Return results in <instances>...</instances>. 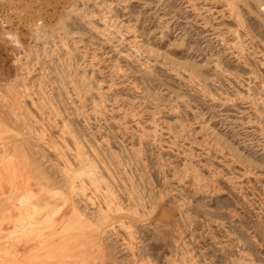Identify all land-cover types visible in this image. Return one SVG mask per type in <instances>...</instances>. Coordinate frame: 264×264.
<instances>
[{
  "label": "rangeland",
  "instance_id": "obj_1",
  "mask_svg": "<svg viewBox=\"0 0 264 264\" xmlns=\"http://www.w3.org/2000/svg\"><path fill=\"white\" fill-rule=\"evenodd\" d=\"M0 155L104 264H264V0H0Z\"/></svg>",
  "mask_w": 264,
  "mask_h": 264
},
{
  "label": "crops",
  "instance_id": "obj_2",
  "mask_svg": "<svg viewBox=\"0 0 264 264\" xmlns=\"http://www.w3.org/2000/svg\"><path fill=\"white\" fill-rule=\"evenodd\" d=\"M41 189L31 166L0 155V264H104L98 252L84 250L78 229L66 231L74 206L52 217ZM34 206L43 211L36 215ZM30 218L35 225L28 229Z\"/></svg>",
  "mask_w": 264,
  "mask_h": 264
},
{
  "label": "bare ground",
  "instance_id": "obj_3",
  "mask_svg": "<svg viewBox=\"0 0 264 264\" xmlns=\"http://www.w3.org/2000/svg\"><path fill=\"white\" fill-rule=\"evenodd\" d=\"M77 66V65H76ZM90 88V87H89ZM195 174V173H194ZM98 211V210H97Z\"/></svg>",
  "mask_w": 264,
  "mask_h": 264
}]
</instances>
